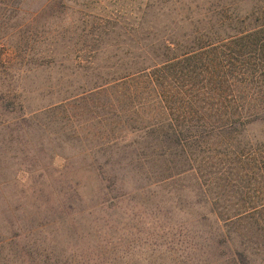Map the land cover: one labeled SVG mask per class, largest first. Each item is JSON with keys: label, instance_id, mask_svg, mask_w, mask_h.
<instances>
[{"label": "trees", "instance_id": "obj_1", "mask_svg": "<svg viewBox=\"0 0 264 264\" xmlns=\"http://www.w3.org/2000/svg\"><path fill=\"white\" fill-rule=\"evenodd\" d=\"M21 2L0 0V28L17 29ZM110 26L92 39L107 49L62 54L75 69H91L86 82L59 90L31 115L47 117L43 125L54 133L50 125H71L74 141L90 129L96 140L84 149L80 173L106 182L105 190L125 177L153 197L157 187L170 193L174 179L196 177L194 191L210 211L194 221L180 220L172 206L182 213L185 202L190 215L191 204L202 202L198 193L192 203L185 192V200L140 204L157 224L140 243L167 250V264H264V135H247L264 122V0H143L118 10ZM17 140L27 149L16 136L1 144ZM52 141L62 148L66 139ZM6 207L0 204V264H12L5 246L19 236ZM208 216L212 224L201 225Z\"/></svg>", "mask_w": 264, "mask_h": 264}, {"label": "rangeland", "instance_id": "obj_2", "mask_svg": "<svg viewBox=\"0 0 264 264\" xmlns=\"http://www.w3.org/2000/svg\"><path fill=\"white\" fill-rule=\"evenodd\" d=\"M142 1L22 0L17 29L0 28V36H4L0 39V49L4 46L0 62V182L7 183L0 185V204L7 206L19 235L5 246L12 264H81V260L105 264L100 262L102 258L108 260L107 264H167V250L159 253L150 244L140 243L157 225L140 213V204L151 205L165 198L172 202L185 200V192L192 203L198 193L196 200L202 202L191 204L190 215L185 214V202L181 204L182 213L173 204L175 214L185 222L210 211L200 192L194 191L198 184L195 176L174 179L170 193L157 187L153 197L150 191L135 190L133 181L125 177L120 180L116 176L117 180L105 190L100 185L106 182L80 173L84 149L96 140L90 129L88 133L83 131L81 140L74 141L71 125H50L56 129L54 133L43 125L47 117L31 115L42 103L86 82L91 69H75L72 58L63 60L62 54L79 48L107 49L108 45L92 39L110 31L118 10ZM117 20L127 23L123 18ZM78 38H86V42ZM50 50L53 55L47 58ZM22 117L29 119V129ZM56 135L66 139L62 148L52 141ZM247 135H264V122L250 125ZM15 136L26 140L29 151L24 152L26 147L19 140L11 143L13 147L1 144V140ZM122 193L126 196L119 197ZM113 196L114 202L109 199ZM213 219L208 216L201 225H210ZM125 247H130L127 253L123 252Z\"/></svg>", "mask_w": 264, "mask_h": 264}]
</instances>
